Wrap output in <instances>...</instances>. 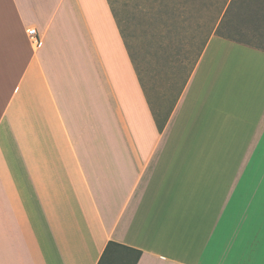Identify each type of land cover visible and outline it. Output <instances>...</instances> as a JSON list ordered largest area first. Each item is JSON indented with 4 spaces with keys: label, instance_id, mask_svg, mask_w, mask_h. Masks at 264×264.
Segmentation results:
<instances>
[{
    "label": "crops",
    "instance_id": "crops-1",
    "mask_svg": "<svg viewBox=\"0 0 264 264\" xmlns=\"http://www.w3.org/2000/svg\"><path fill=\"white\" fill-rule=\"evenodd\" d=\"M259 40L210 35L159 130L107 0H0V264H264Z\"/></svg>",
    "mask_w": 264,
    "mask_h": 264
},
{
    "label": "rangeland",
    "instance_id": "rangeland-1",
    "mask_svg": "<svg viewBox=\"0 0 264 264\" xmlns=\"http://www.w3.org/2000/svg\"><path fill=\"white\" fill-rule=\"evenodd\" d=\"M110 1L128 50L161 116L173 101L175 84L191 72L213 17L217 18L219 35L257 44L264 39V21L253 24L255 8L264 0H235L230 8L231 0ZM6 143L19 147V140ZM5 148L3 145L1 149Z\"/></svg>",
    "mask_w": 264,
    "mask_h": 264
},
{
    "label": "trees",
    "instance_id": "trees-1",
    "mask_svg": "<svg viewBox=\"0 0 264 264\" xmlns=\"http://www.w3.org/2000/svg\"><path fill=\"white\" fill-rule=\"evenodd\" d=\"M107 1L109 3V6H110L111 11L113 13V16L115 18V21L117 23L119 32H120V34H121V36L123 38L124 44H125V46L127 48L128 54H129V56L131 58V61L133 63L134 69H135V71L137 73V76H138L139 82L141 84V87L143 89V92H144L147 100L149 101V103H151V108H152L153 116H154L156 124H157V128L159 130H161L162 127H163L164 122L166 121V119H167V117H168V115L170 113L171 108L173 107L174 103L178 99V97H179V95H180V93H181V91H182V89H183V87H184V85H185L190 73L187 76H185L182 80H180L179 82H177L175 84L176 85V93H175V96L173 98L172 103L170 104L168 110L165 112V114L163 116L159 115L158 111L156 110L157 108H155V106L153 105V100H152L151 96L147 92L146 85L144 84L143 79H142L141 75L138 72V67H137L132 55L130 54V51L128 50V46H127L126 41L124 39V36H123V33H122V28H121L120 23H119L120 22L119 17H117V15L115 14L114 10L112 9L111 1L110 0H107ZM234 2H235V0H231L230 1L229 8H230V5H232V3H234ZM241 5H242L241 6V8H242L244 5L243 4H241ZM237 7L239 8V6H237ZM238 12L242 13L243 10L242 11L239 10ZM216 19H217L216 17H213L208 22V25L206 26V28H207L206 29V34H205V38H204V40L202 42L200 53H201L203 47L205 46L209 36L212 35V34H217L216 33L217 27L215 26ZM217 35H219V34H217ZM220 36H223V35H220ZM225 37H227V36H225ZM200 53H199V55H200ZM199 55H198V57H199ZM198 57H197V59H198ZM197 59H196V61H197ZM196 61H195V63H196ZM193 67H194V65H193ZM160 97H162V95ZM158 103H159V101H158ZM140 254H141V251L138 250V249H134V248L125 246V245L117 243L115 241H108L106 243L105 248H104V250L102 252V255H101V257H100V259L98 261V264H136L138 259H139Z\"/></svg>",
    "mask_w": 264,
    "mask_h": 264
},
{
    "label": "built area",
    "instance_id": "built-area-1",
    "mask_svg": "<svg viewBox=\"0 0 264 264\" xmlns=\"http://www.w3.org/2000/svg\"><path fill=\"white\" fill-rule=\"evenodd\" d=\"M26 34L35 48H38L41 45V39L37 30L34 27L27 28Z\"/></svg>",
    "mask_w": 264,
    "mask_h": 264
}]
</instances>
